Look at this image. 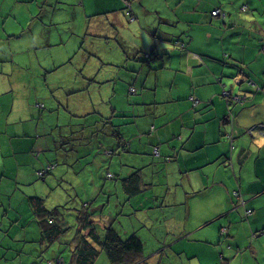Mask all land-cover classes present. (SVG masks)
Instances as JSON below:
<instances>
[{
  "label": "crops",
  "instance_id": "0c3cea01",
  "mask_svg": "<svg viewBox=\"0 0 264 264\" xmlns=\"http://www.w3.org/2000/svg\"><path fill=\"white\" fill-rule=\"evenodd\" d=\"M215 7L227 18L214 15ZM103 29L105 43L116 50L107 78L114 89L109 114L97 112L94 94L105 80L83 44L93 48ZM119 40L123 51L115 47ZM82 51L90 58L77 65L74 58ZM57 89L63 102L74 93L88 95L91 112H83L84 102L70 118L58 100L52 127V112L44 110L52 111L51 91ZM225 89L249 97L227 99ZM82 114L94 127L71 121ZM42 118L48 123L43 127ZM100 124L106 139L98 136ZM261 125L264 0H111L101 7L99 0H0V264H79L82 239L98 250L93 264H264ZM75 126L89 127L91 140L81 141L82 134L76 149H66L63 134ZM107 149L118 150L106 156L118 182L98 206L107 203L110 217L97 218L81 204L65 206L74 199L93 206L100 192L107 193L92 172L91 183L81 179L78 196L66 199L61 186L70 172L66 162H73L60 156L74 150L83 164L81 158L96 153L84 170L110 155ZM138 171L136 189L126 190L124 179ZM200 186L205 193L215 190L214 198L192 190ZM236 189L244 203L234 196ZM38 198L55 210L53 216L37 211ZM200 203L206 209L198 211ZM118 213L124 218L116 219ZM196 217L205 222L193 227ZM46 220L57 225L55 235H46ZM111 228L122 239L138 235L142 253L110 258L93 238L104 239Z\"/></svg>",
  "mask_w": 264,
  "mask_h": 264
},
{
  "label": "rangeland",
  "instance_id": "374dc122",
  "mask_svg": "<svg viewBox=\"0 0 264 264\" xmlns=\"http://www.w3.org/2000/svg\"><path fill=\"white\" fill-rule=\"evenodd\" d=\"M123 1L125 2V0H123ZM110 3H111V0H99V7H101L103 4L108 5ZM89 10H90V8H89ZM79 16L83 17L84 22H85V17L83 16L82 11H81V13H79ZM102 32L103 33L101 35L103 37H101L99 39V41H96L94 39L95 43L93 45V48L88 47L89 46L88 41L84 42L83 44H84V47L86 49L91 51L93 57L95 59H97V61H98L97 62L98 63V70L101 71V73L98 74V78H103L105 80L103 90L97 91L94 94V96H96L97 99L99 100V105L96 106L97 108H99L97 110V112H99L100 114H109L111 111V105L109 104V99H110L109 96L113 95L114 89H113V87H107V84H108L107 78H108V69L110 67H112L111 63H113L114 60H116V59H114V55H115L116 50L112 47V45L105 43V41H106V30L103 29ZM82 35H84V32ZM90 38H92V37H90ZM73 45H74V43H73ZM176 46L183 47L185 45H184V43L181 42L179 44H176ZM115 47H116V49H118V51H123L124 44L121 42V40H119V41H116ZM89 58H90V56L88 55V53H86L85 51H82L81 53L76 55V57L74 58V62L78 65L79 63H82L85 60L87 61V59L89 60ZM95 63H96L95 60H92L90 63H88L87 67H85V66L82 67L84 69V72L88 71L89 67L93 66ZM77 72L78 73L75 77H78L80 79L83 76V74L81 73L82 71L78 70ZM70 75H72V74L70 73ZM75 77L72 78V80L75 79ZM68 80H70V79H68ZM81 93L82 92L72 94L73 97L66 102L64 101L65 102L64 103L62 101V99H60V98H62V96H61V91L59 89L51 91L52 111H50L48 109V106H46V108L44 110V115H47L49 112H52V114H51L52 119L50 121V122H52V127L55 125V123L57 122V120L59 118V116L57 115L56 109L54 110V108H57L59 106L58 100H61V102L63 103L61 105V108L68 113L70 118L73 116H76L78 114L76 111L77 106H78V104H81L84 102H87L88 105L86 106L84 104L82 106L83 112H86V111L91 112L92 106L90 105L89 96L86 94H84V96H80V95H82ZM18 94L20 96L25 95L26 91H20ZM20 102H21V100H20ZM102 107H105L106 110L101 111ZM94 108H95V106H93V109ZM93 114L95 115V113H93ZM63 120H65L64 117H62V121ZM71 121L73 123H88L86 120V116H84V114H82V117H80L78 119L71 120ZM40 124L42 127L47 125L48 123H47L46 118H42L40 121ZM88 125H90L91 127H94V123L93 124L88 123ZM84 128H86V130H80V129H78V127L75 126L73 128V132H70L68 130L67 134H63V135H66V138L61 140V142H60V143H62L61 145L65 146L66 149H76V146L78 145L80 140L75 139V138L81 136L82 134H84L86 136H84L81 139V141H83V140L90 141L91 140V137L89 136L90 135V129H89V127H84ZM52 132H54L55 135H58V136L60 135L58 128H55ZM98 136L100 137V139H106L107 138L106 131L103 128L102 124H100ZM95 157H96V153H92V154H89V155L81 158V160L83 161V164H84L86 161H92L93 162ZM60 158L63 160L68 159L70 162H73V165H70L69 163L66 162V165L68 167H70L69 168L70 172L66 175L65 182L61 186V192L63 193V195H65L66 199H69V198L71 199L72 197L78 196V194L81 190L80 185H79L81 179L86 184L91 183L92 172H93V178L96 177V179L99 180V182H100V185H99L100 190L104 193H107V194H103V193L101 194V192H100V199L101 200L100 201L95 200L93 206H91L90 204L84 205V203H80V199H77V200L74 199L72 201H68L70 203L66 202L65 206L73 207L75 205L81 204L84 207L89 208L90 211H92V213L95 214L97 218L103 217L104 215L107 217H110L109 216V207H108L107 203H105L106 207L98 206V204L103 203V201H102L103 199L107 200L108 190H110V189L115 190V187L113 186L114 181L118 182V175L114 172V169H116L115 165H113L111 163L110 159H107L106 156H104V157L100 156L98 163H90L89 168L82 170L83 164L78 162V160H76L77 153L74 150H69L66 154H62L60 156ZM64 158H66V159H64ZM56 160L58 162H60L58 154H56ZM51 165H55V164H51ZM110 169L112 170V172H114L117 175V177H114V178L108 177V174L111 172ZM51 175H54V172H51ZM107 181H108V183H107ZM117 187L119 189V193H122L119 186H117ZM200 188L202 189L203 187L202 186L193 187L192 190L197 191ZM205 191H206V189L204 188L202 191L203 193L201 194V195H203L202 197H204L203 199H213L214 198V196L216 194L215 190L210 191V192H206V193H205ZM199 193L200 192H195L194 196L197 197L199 195ZM233 194H234V196H236V198H238V199L241 198V192L239 191V189L234 190ZM85 196H86V192H84L82 198H84ZM116 200H117V194L112 196L111 206H114L116 204ZM242 200L243 199H240V201L242 203H244V200L243 201ZM197 209H198V211L206 209L205 204L200 203L198 205ZM250 212H251V210H248V213H250ZM115 218L116 219H118V218L122 219L124 217L121 216V213H118V214H116ZM136 220L137 219H134L135 222H136ZM204 222L205 221L203 218L196 217L194 219H191L190 225H193V227H194V226L203 224ZM127 224H122V225L128 226ZM179 224L181 225V223H179ZM224 232H225V227H223L221 229V235H223ZM61 247L65 249L66 256H67V258H69L70 257V251L65 246H61ZM101 261H102V259H101ZM221 263H225V262H221ZM100 264H102V262H100Z\"/></svg>",
  "mask_w": 264,
  "mask_h": 264
},
{
  "label": "trees",
  "instance_id": "16d2710c",
  "mask_svg": "<svg viewBox=\"0 0 264 264\" xmlns=\"http://www.w3.org/2000/svg\"><path fill=\"white\" fill-rule=\"evenodd\" d=\"M216 8H220V7H216ZM215 8V9H216ZM214 9V10H215ZM221 9V8H220ZM213 10V11H214ZM222 10V9H221ZM222 12L225 14V16L222 15H218V17L221 18H227L228 14L226 11L222 10ZM217 16V15H216ZM181 43L180 41H176L175 44H179ZM250 83H253V80H250ZM131 92H134L135 89L131 87L130 89ZM231 92L229 95L225 94V92ZM224 96L229 99V98H237L238 95H245L246 98H248L249 94L247 93H235L232 90L229 89H225L224 90ZM235 100V99H234ZM237 101V100H236ZM117 132V131H116ZM122 145L124 146V143H122ZM107 151L109 152L110 155H105V156H109L110 158L112 157V155H115L117 153V149L116 151L113 149H107ZM106 153V152H105ZM154 153L155 155H160V149L159 147H154ZM108 154V153H107ZM138 172H135L132 176L124 179V185L126 190H129L130 188L133 190L134 188L136 189L135 186L137 181H134L132 179H138L139 175ZM108 177L110 178H114V174L112 172H110L108 174ZM130 186V187H129ZM130 192H133L130 190ZM38 204H37V211L40 212H44L47 214V216H53L54 215V211L55 210H47V208L44 206L43 204V200L38 198ZM47 223L51 226L50 228H46L45 229V233L46 235H55L58 231L57 229V225L53 226L54 223H49L48 220H46ZM52 222V220H51ZM223 228V227H222ZM226 229V228H225ZM93 239H95L96 241H98L99 243H101L103 245V249L106 251V253L110 256V258H112L113 260H118V259H122L124 256H128V255H132L135 256L138 255L139 253H142L143 248H144V242L140 239V237L136 234L132 235L131 237L127 238V239H122L120 237V234L118 233V231L114 228V229H110L106 235V237L103 239L102 237H100L99 235L96 234V237H94ZM81 247L78 249V261L79 264H93V260L96 256V254L98 253V250L92 246V244L87 241V240H81ZM223 262V261H222ZM226 264H228L227 261H225ZM221 263V262H220ZM219 264V263H218Z\"/></svg>",
  "mask_w": 264,
  "mask_h": 264
},
{
  "label": "built area",
  "instance_id": "2783aa9c",
  "mask_svg": "<svg viewBox=\"0 0 264 264\" xmlns=\"http://www.w3.org/2000/svg\"><path fill=\"white\" fill-rule=\"evenodd\" d=\"M213 14L214 15H222V16H225V14L222 12V10L220 8H216L214 11H213ZM254 83V82H253ZM231 92H228L226 91L225 94L229 95ZM244 98H246L245 95H238L237 98H234L235 100L237 101H242ZM54 167V165L52 166H49V167H46L45 169H42L38 172L39 176H44L46 173H48L52 168ZM220 264H225V263H220Z\"/></svg>",
  "mask_w": 264,
  "mask_h": 264
},
{
  "label": "water",
  "instance_id": "95a60500",
  "mask_svg": "<svg viewBox=\"0 0 264 264\" xmlns=\"http://www.w3.org/2000/svg\"><path fill=\"white\" fill-rule=\"evenodd\" d=\"M260 127H261V128H264V125H261Z\"/></svg>",
  "mask_w": 264,
  "mask_h": 264
}]
</instances>
